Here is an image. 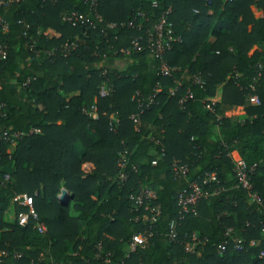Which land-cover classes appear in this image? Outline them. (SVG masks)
Instances as JSON below:
<instances>
[{
  "label": "trees",
  "instance_id": "trees-1",
  "mask_svg": "<svg viewBox=\"0 0 264 264\" xmlns=\"http://www.w3.org/2000/svg\"><path fill=\"white\" fill-rule=\"evenodd\" d=\"M135 10L150 20L169 10L177 41L162 56L171 69L167 77L146 52L112 56L107 50L128 47L136 29L103 34L64 22L65 13L88 12L82 0L0 7L7 23L0 34L7 48L0 128L36 130L14 147L0 143V166L11 178L0 188V264H264V0H96L106 23H123ZM69 42L75 48L60 52ZM49 49H56L51 57L42 53ZM103 58L128 63L118 71L98 65ZM103 82L112 90L100 98ZM186 93L191 98L179 103ZM151 95L152 104L133 123L137 101ZM250 97L256 105L246 103ZM91 105L95 119L84 113ZM231 107L244 108L241 120L223 116ZM123 151L126 179L120 180ZM231 151L247 168L255 165L250 191L260 204L233 187ZM172 161L187 166L184 178H173ZM211 173L215 182L206 177ZM186 181L204 182L206 195L194 213L178 217L176 196ZM141 187L150 196L147 210L129 199ZM60 189L66 196L58 201ZM19 194L30 198L44 234L30 221L17 224L27 211L13 201ZM227 228L231 238L224 237ZM143 232L146 242L129 253L132 235ZM192 236L195 247L186 253ZM236 239L243 240L240 252L233 250Z\"/></svg>",
  "mask_w": 264,
  "mask_h": 264
},
{
  "label": "built area",
  "instance_id": "built-area-1",
  "mask_svg": "<svg viewBox=\"0 0 264 264\" xmlns=\"http://www.w3.org/2000/svg\"><path fill=\"white\" fill-rule=\"evenodd\" d=\"M22 0H0V7H6L9 5H13ZM84 4L88 7V12L79 13L76 11H71L63 14L62 20L68 23L72 27L76 26H85L91 30L99 29V32L105 34L106 31H113L118 29H136L138 32L137 35L130 38L128 42V47L120 48L117 50H113L110 46H107V50L110 51L112 56L121 55L127 56L129 53H142L146 52L150 58L157 59L159 61V71L162 76L167 77L170 68L162 61V56L165 51L169 50L171 44L177 41V38L173 36V32L171 29V24L167 21V13L169 10H166L160 13L155 19L150 20V17L145 16L144 12L140 10H135L131 13L130 18L123 23H106L103 22L101 17L96 13V0H82ZM223 1H232V0H223ZM151 7H156V3L152 2ZM151 21V23H149ZM146 24V25H145ZM7 31V23L0 16V34H4ZM116 39V36H113V40ZM33 49V43L30 45V49ZM75 48V44L73 42L63 43L60 46V52L63 54H68ZM47 57H51L56 53V49L43 50ZM7 57V48L5 43L0 39V63L6 60ZM30 80H34L33 77L27 78L21 84V87H26L27 83ZM195 83H199L197 77L194 78ZM111 86L106 83H101L97 89V95L100 98L106 97L111 92ZM172 94V91L170 92ZM137 96V94L135 93ZM191 94L186 93L184 97L179 100V103H183L185 100L190 99ZM255 103H257L256 98L252 97ZM153 95L148 98L141 99L137 101V108L139 109L137 113L132 114L130 119L133 123H137L138 115L142 112L144 108H147L152 104ZM5 105L0 102V118L4 117ZM84 112V111H83ZM87 116L95 119V107L91 105L87 112H84ZM31 133H36V130L31 129L27 133H23L21 131H15L11 128H0V143H5L10 147H14L23 137L30 135ZM157 143V141H155ZM126 151H123L119 158V175L118 178L120 180H125L126 175L123 171L124 165L126 163L125 159ZM230 159L233 164L232 175L234 179L233 187L235 189H242L247 192L248 200L255 204H260V199L257 195L250 191V174L254 170L255 165L247 168L245 163L240 159V157L230 156ZM187 171V166L185 164H178V161H172L171 163V172L173 174V178H184ZM209 182H215L214 175L207 174L206 175ZM11 178L9 172L3 170L0 166V188L6 187L10 184ZM202 184H199L195 181H186L185 187H183L176 196V205L178 207V217H181L183 213L192 212L194 213V208L200 198L205 196V192L202 188ZM149 194L146 188H139L138 191L129 196V199L132 201L133 207L135 209L142 208V210L148 209V200ZM60 198V197H59ZM64 198V197H63ZM62 198V199H63ZM61 199V200H62ZM60 200V199H59ZM60 200V201H61ZM13 201H15L19 206L27 208L25 213H19L17 216V224L20 226L26 225L29 221L32 223L33 229L38 234H44L46 231L45 226L38 221L37 215L33 212L31 207V200L25 194H19L13 197ZM158 211L152 213L150 217V221L154 220L157 216ZM174 222L171 221L169 224V239L174 238L173 232ZM264 230V228H263ZM145 232L138 233L132 235L128 246L127 251L133 252L137 247L143 246L146 242ZM232 230L230 228L225 229L224 237L231 238ZM243 240L236 239L233 244V250L235 252H240L243 250L242 246ZM252 244V241L249 242ZM196 239L192 236V240L190 243H185L183 245L184 251L186 253H192L193 248L195 247ZM226 241L216 245L215 249L218 253H222L225 250ZM2 255V253H0ZM262 255V253H261ZM15 258L18 257L17 254L14 255ZM32 264V263H30ZM116 264H127L124 260Z\"/></svg>",
  "mask_w": 264,
  "mask_h": 264
},
{
  "label": "crops",
  "instance_id": "crops-1",
  "mask_svg": "<svg viewBox=\"0 0 264 264\" xmlns=\"http://www.w3.org/2000/svg\"><path fill=\"white\" fill-rule=\"evenodd\" d=\"M254 12V11H253ZM127 59L126 58H103L99 61L98 65H102L103 67L109 68V69H115V70H122L124 69V67L127 65ZM247 104L250 105H256L257 103H255V101L253 100L252 97L247 98L246 101ZM223 116L225 117H230V118H235V119H240L244 116V108L243 107H231V108H227L223 110ZM113 122L115 123L116 120L111 117ZM229 156L235 158V157H239L238 154L235 151H231L229 153ZM62 190L64 189H60L59 193L57 195V199L59 201V197L62 194ZM65 191V190H64ZM66 192V191H65ZM66 196V194L64 195V197Z\"/></svg>",
  "mask_w": 264,
  "mask_h": 264
},
{
  "label": "water",
  "instance_id": "water-1",
  "mask_svg": "<svg viewBox=\"0 0 264 264\" xmlns=\"http://www.w3.org/2000/svg\"><path fill=\"white\" fill-rule=\"evenodd\" d=\"M65 194H66V192L64 190H62V194H61L59 199L61 200L64 197Z\"/></svg>",
  "mask_w": 264,
  "mask_h": 264
},
{
  "label": "rangeland",
  "instance_id": "rangeland-1",
  "mask_svg": "<svg viewBox=\"0 0 264 264\" xmlns=\"http://www.w3.org/2000/svg\"><path fill=\"white\" fill-rule=\"evenodd\" d=\"M235 159V158H234Z\"/></svg>",
  "mask_w": 264,
  "mask_h": 264
}]
</instances>
